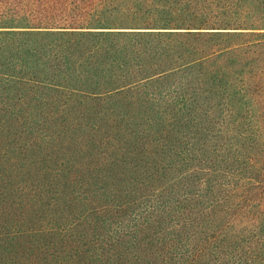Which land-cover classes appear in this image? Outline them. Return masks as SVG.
Returning <instances> with one entry per match:
<instances>
[{
  "label": "trees",
  "instance_id": "trees-1",
  "mask_svg": "<svg viewBox=\"0 0 264 264\" xmlns=\"http://www.w3.org/2000/svg\"><path fill=\"white\" fill-rule=\"evenodd\" d=\"M263 3L0 0V264H264Z\"/></svg>",
  "mask_w": 264,
  "mask_h": 264
},
{
  "label": "rangeland",
  "instance_id": "rangeland-1",
  "mask_svg": "<svg viewBox=\"0 0 264 264\" xmlns=\"http://www.w3.org/2000/svg\"><path fill=\"white\" fill-rule=\"evenodd\" d=\"M257 5L254 15L259 21L254 28L255 33L263 36L248 38V41L256 40L258 45L239 54L242 72L238 90L242 104L239 130L247 133V137L260 140L264 139V3Z\"/></svg>",
  "mask_w": 264,
  "mask_h": 264
}]
</instances>
